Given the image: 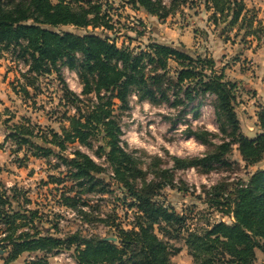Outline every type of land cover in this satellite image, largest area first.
Listing matches in <instances>:
<instances>
[{"label": "trees", "instance_id": "1", "mask_svg": "<svg viewBox=\"0 0 264 264\" xmlns=\"http://www.w3.org/2000/svg\"><path fill=\"white\" fill-rule=\"evenodd\" d=\"M120 1L161 19L178 7L173 1L168 7L162 0ZM200 1L211 10L215 26L225 24L224 32L257 33L252 28L255 15L243 0ZM113 2L0 0V49L22 61L23 93L29 95L28 86L36 88L38 78L56 73L61 85L59 103L66 108L60 118L67 122L56 130L27 119L9 127L7 138L15 142L16 151L24 148L59 170L63 176L50 175L49 183L71 182L56 200L59 206L88 221L93 210L84 209L91 207L87 197L106 195L115 185L123 193L119 199L124 209L133 214L132 222L125 228L111 216L99 218L114 230L115 241L77 232L54 236L38 227L43 215L20 204V198L27 200L21 189L0 185V257L11 264L27 254L23 264H51L50 256L74 248L75 264H171L178 248L170 241L182 237L193 264H254L256 250L264 255V167L247 180H238L230 191L212 187V201L227 207L231 222L215 221L201 231L187 227V216L161 200V190L174 186L176 170L195 168L206 174L229 166L227 156L233 146L245 165L260 163L264 157V107L256 112L258 131L248 137L241 131L235 110L238 85L226 77V65L218 67L207 51L188 50L183 45L149 40L139 46H118L109 34L115 30ZM66 26L77 31L62 29ZM62 67L75 71L80 93L70 90L61 76ZM206 94L214 96L220 142L212 141L215 134L193 129L188 123L185 130L187 137L210 148L202 156H172L170 168H163L160 159L154 158L147 169L124 147L122 118L131 109L132 97L174 108L178 111L175 123L185 121L189 112L193 118L199 117ZM104 175L109 176L108 181ZM53 228L58 231V224L53 223Z\"/></svg>", "mask_w": 264, "mask_h": 264}, {"label": "rangeland", "instance_id": "2", "mask_svg": "<svg viewBox=\"0 0 264 264\" xmlns=\"http://www.w3.org/2000/svg\"><path fill=\"white\" fill-rule=\"evenodd\" d=\"M162 1L167 7L172 1L178 7L174 13L161 19L142 8L114 0L111 12L115 30L109 34L118 46H139L152 40L174 46L183 45L188 50L207 51L212 56L220 54L215 59L217 66L226 65V77L238 85L235 110L241 131L248 137H254L258 131L256 112L264 107V0H243L245 7L255 15L252 28L257 33L248 36L244 30L240 33H236L234 29L224 32L225 24L215 26L210 18L211 10L206 9L200 0ZM62 29L77 31L71 26ZM218 42H225L227 45H219ZM226 49L230 50L228 57H221ZM0 66L8 79L9 92L6 102H0V185L21 189L27 200L20 198V204L25 209L37 210L43 215L44 220L38 227L44 232L49 230L54 236L65 237L77 232L85 237H113L114 230L99 221V218L105 219L107 216L128 228L133 214L124 209L119 199L123 197V193L115 185L106 195L94 194L87 197L91 207L84 209L93 210L88 221L74 210L57 204L60 193L68 189L71 182L49 183L50 175L63 176L59 170L52 168L47 159L34 157L24 148L16 151L18 147L15 142L7 138L9 127L27 119L43 128L59 130V126H67V122H62L60 118L66 108L63 103H59L61 85L57 75L51 73L38 78L36 88L28 86L29 95H25L22 90L24 81L21 74L25 70L22 61L0 49ZM60 73L70 90L80 93L81 85L75 71L62 67ZM213 101L214 96L206 94L201 99L199 117L193 118L192 112H189L186 117L188 121L182 119L174 123L178 113L174 108L167 104L155 106L146 101L138 102L136 97H132L131 109L122 118L121 139L124 147L133 152L147 169L154 158L160 159L163 168H170L172 156H202L210 148L187 137L185 130L188 124L193 129L208 130L216 136L212 141L220 142ZM81 149L96 159L89 148L81 146ZM227 159L229 166H220L206 174L195 168L176 170L174 186H166L161 190V200H165L175 211L185 214L187 227L191 230L201 231L215 221L231 222V217L225 212L227 207L212 201L213 197L209 195L212 187L219 186L217 191H230L238 180H247L253 171L264 167V157L256 165H245L236 146H233ZM152 177L149 173L148 179ZM102 178L109 180L108 175ZM53 223L58 224L56 232ZM170 243L178 248V252L171 257V264H193L182 237ZM74 251V248L65 250L50 256L49 261L51 264H75ZM27 257V254H23L11 264H23ZM263 258V253L256 250L254 264H263ZM0 264L7 263L0 257Z\"/></svg>", "mask_w": 264, "mask_h": 264}, {"label": "crops", "instance_id": "3", "mask_svg": "<svg viewBox=\"0 0 264 264\" xmlns=\"http://www.w3.org/2000/svg\"><path fill=\"white\" fill-rule=\"evenodd\" d=\"M225 42H218V44L219 45H227V44H224ZM238 44H239V42H238ZM229 47H233L232 45L230 46L229 45ZM230 50L229 49H226L225 51H223L222 53H221V57L222 56H225V57H228V52H229ZM237 51H239V50H237ZM241 53H243V51H240ZM220 56V54H217V55H215V54H213V57L216 59V58H218V57ZM241 56V55H240ZM217 61V60H216ZM226 62L227 61H225V63L224 64H226ZM219 63V62H218ZM223 66V65H222ZM227 75H228V73H227ZM7 83H8V79L5 77V74H4V72H3V67L2 66H0V102H6V99H7V94L9 93L8 92V85H7Z\"/></svg>", "mask_w": 264, "mask_h": 264}, {"label": "water", "instance_id": "4", "mask_svg": "<svg viewBox=\"0 0 264 264\" xmlns=\"http://www.w3.org/2000/svg\"><path fill=\"white\" fill-rule=\"evenodd\" d=\"M105 239H107V240H112V241H115V240H116L115 237H106ZM2 253H3V251L0 250V254H2Z\"/></svg>", "mask_w": 264, "mask_h": 264}]
</instances>
